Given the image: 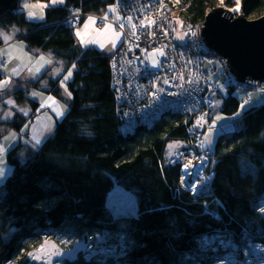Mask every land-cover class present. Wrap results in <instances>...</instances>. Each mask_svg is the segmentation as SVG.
<instances>
[{
	"label": "trees",
	"instance_id": "1",
	"mask_svg": "<svg viewBox=\"0 0 264 264\" xmlns=\"http://www.w3.org/2000/svg\"><path fill=\"white\" fill-rule=\"evenodd\" d=\"M167 1L176 9L172 26L180 20L187 31L215 8L231 12L230 7L240 4V11L232 12L236 16L264 15V0ZM29 2L47 4L45 21L29 19L19 6L0 14V30L21 28L29 51L51 53L70 68L75 65V78L69 83L67 113L52 135L33 146L32 137L22 134L20 140L28 141L7 152L11 173L0 185V264H31L29 254L35 248L66 234L84 238L98 233L123 250L113 262L91 264H189L201 256L202 241L209 236L222 235L239 245L247 238L264 244V103L244 111L233 120L232 131L220 135L206 168L212 182L192 196L179 184L180 166L167 157L171 143L190 146L188 120L166 114L152 128L122 135L110 90L111 55L82 48L75 30L61 23L74 6L109 17L113 0ZM226 73L218 65L217 79H211L220 85ZM41 82L27 84L25 92L19 89L17 102L37 110L39 103L29 89H41ZM236 89L242 90L229 86L227 97L223 89L218 91L221 111L228 116L237 114L242 104ZM48 93L60 97L58 82H52ZM4 124L21 134L27 119L0 121V127ZM114 183L137 195L136 216L114 218L109 212L106 200Z\"/></svg>",
	"mask_w": 264,
	"mask_h": 264
},
{
	"label": "built area",
	"instance_id": "2",
	"mask_svg": "<svg viewBox=\"0 0 264 264\" xmlns=\"http://www.w3.org/2000/svg\"><path fill=\"white\" fill-rule=\"evenodd\" d=\"M113 7L116 11H110L104 20L105 16L85 14L81 6H74L61 23L77 29L85 18L92 17L98 20L99 27L113 24L119 30L122 45L110 56L109 72L120 133L126 136L139 127L152 128L166 114L184 116L189 122L190 148L173 152L170 160L181 168L182 188L194 196L200 185L212 182V175L206 171L210 152L201 142L212 125L214 95L228 84H236L246 92L245 100L250 102L253 94H264V83L236 80L228 61L203 40L205 20L188 26L184 44L178 42V29L172 26L176 9L167 0H138L136 5L113 0ZM121 23L123 29L119 27ZM157 52L163 55L159 54V65L154 68L150 55ZM218 65L227 70L220 85L211 79ZM201 117L204 119L197 125Z\"/></svg>",
	"mask_w": 264,
	"mask_h": 264
},
{
	"label": "rangeland",
	"instance_id": "3",
	"mask_svg": "<svg viewBox=\"0 0 264 264\" xmlns=\"http://www.w3.org/2000/svg\"><path fill=\"white\" fill-rule=\"evenodd\" d=\"M175 2V5L178 4L177 0H172ZM60 3L59 0L55 4ZM53 4V0H52ZM20 9L27 13L29 19L43 22L45 21V10L47 8V4L44 3H30L29 0H20L19 1ZM174 7V6H173ZM72 9V8H71ZM231 12L236 13L240 11V4H235L230 7ZM238 9V10H237ZM85 12V11H84ZM29 13H34V16H29ZM85 14H93L89 12H85ZM176 17L178 15H175ZM264 16V15H263ZM261 17V16H259ZM86 19V18H85ZM84 19V20H85ZM95 19V18H94ZM258 19V15H254L250 18V20ZM173 20V19H172ZM96 21H98L96 19ZM84 22V21H83ZM81 23V25L83 24ZM175 26L178 29V42L184 44L186 40V35L188 33L187 29L184 27V24L177 20L175 22ZM205 24V22H204ZM80 25V26H81ZM99 25V23H97ZM113 26V24H111ZM80 26L77 28L79 29ZM100 26V25H99ZM104 25H101V27ZM115 27V26H114ZM69 29V28H68ZM77 29H70V30H77ZM118 30V29H117ZM6 32L9 36L13 33H20L21 28L14 26L6 29H1L0 32ZM119 31V30H118ZM183 36V39L180 37ZM122 40L123 36L121 34ZM24 45V41H21ZM122 45V41L120 46L117 48L119 49ZM2 47H0V54H1ZM48 54V53H47ZM50 54V53H49ZM160 53L151 54L150 61L154 68H157L158 63V56ZM15 62H13L12 67L15 72L20 73L21 69L25 72L29 73L31 71V65L28 62H22V57L19 53H13ZM23 56L25 58H30L33 60H42L41 57L44 59L43 64H53L54 59L52 56L54 55H28L27 53L23 52ZM63 61V60H62ZM64 62V61H63ZM7 63L5 59L0 56V121H4L5 123H9L17 118H26L27 125L21 131V134L18 133L16 130L11 129L8 124H4L0 127V147L3 148V151H0V170H3L4 175L0 177V185H2L10 176L11 167L9 165L7 159V152L16 146L18 143L28 141L25 138L20 140V135L29 134L32 139L33 146H37L43 140L47 139L50 135H52L57 121L62 120L68 108V100L72 98L68 95L70 91L69 83L72 82L75 78V70L71 69L66 64V69L72 71V76L68 80H64L63 77L67 74L64 72L62 75V79L57 80L58 87L60 89V97L53 95L52 93H48L50 86L52 85V76L53 71L51 69L44 70L43 75L38 80L42 81V85L46 88H41L39 90L36 89H29V95L31 99L37 103H39L38 109L35 110L34 105L30 104H23L18 103L17 99L22 95L21 91L16 89L19 87V83H16V80L13 81V78L7 74ZM4 70V71H3ZM9 70V69H8ZM3 75H2V73ZM223 73L222 69H219L218 75ZM59 79V78H58ZM212 79H217L216 76H213ZM224 78H222L223 80ZM7 83H3V82ZM24 81H21V84ZM241 83V82H239ZM245 83V82H244ZM224 87L222 93H224V97H227L228 92L227 89L229 88ZM42 87V86H41ZM251 88L250 86H247ZM24 92L28 90V88H20ZM19 91V92H18ZM17 92V94H16ZM34 93H39V95H34ZM220 92H217L213 97V111H212V125L215 122L214 127L211 132L207 134L208 137L212 140V143L206 144L204 146L207 152H211L214 150L216 142L220 135L224 132L232 131L233 129V120L238 116L242 115L244 111L249 109L251 106L258 105L264 103V95L261 94H254L253 100L244 103L246 93L241 89H236L235 96L242 102L243 108L240 106L239 115L235 114L234 116H228L221 111L222 106V97H220ZM16 94V95H15ZM48 97H52V100H48ZM17 98V99H16ZM11 101V103H10ZM57 111H62L63 115H58ZM220 116L222 119L216 120V117ZM14 134V135H13ZM31 143V142H30ZM27 144V143H26ZM174 145L173 148L167 147V157L170 158L173 152L177 150H186L190 148L189 146L186 148V145L181 142L171 143ZM23 160L25 156L21 157ZM209 163V159L207 165ZM179 184L181 187V173ZM206 186V185H200ZM185 190V188H184ZM107 209L112 214L114 218L118 217H131L136 216L139 208V201L137 195L130 190H127L123 186L119 185L118 183H114L112 189L109 191L106 200ZM262 207H264V200L262 202ZM264 212V211H263ZM67 241V243H64ZM77 242H79L80 249L76 251L74 254V258H69L68 253L70 249H75L77 247ZM108 237L95 234L93 236H88L84 238H76L75 236L66 234V235H59L55 240H47L44 241L39 247L35 248L30 254V263L31 264H46V261H50V264H70V262H75L79 259L83 260V264H91L94 262H107L111 260L112 262L116 260L118 257L115 258V255L121 254L122 249H118L117 246L112 244ZM53 245H55L56 249L62 251L65 255L64 256H55L52 254L54 252ZM44 248V251L41 252L40 249ZM87 246V247H85ZM90 252H93V255H89ZM201 256L194 258L193 261L189 264H264V244L258 243L256 241H252L248 239L241 245L238 243H234L231 238H226L225 236H209L202 241L201 246ZM36 256H40V259H36ZM102 264V263H100Z\"/></svg>",
	"mask_w": 264,
	"mask_h": 264
},
{
	"label": "water",
	"instance_id": "4",
	"mask_svg": "<svg viewBox=\"0 0 264 264\" xmlns=\"http://www.w3.org/2000/svg\"><path fill=\"white\" fill-rule=\"evenodd\" d=\"M20 0H0V14L15 11ZM205 43L229 63L238 82L264 83V16L250 20L223 9H213L202 28Z\"/></svg>",
	"mask_w": 264,
	"mask_h": 264
},
{
	"label": "crops",
	"instance_id": "5",
	"mask_svg": "<svg viewBox=\"0 0 264 264\" xmlns=\"http://www.w3.org/2000/svg\"><path fill=\"white\" fill-rule=\"evenodd\" d=\"M88 17L84 20L83 24L80 26L79 29L75 30V35L77 37V40L82 48H95L107 55H112L113 52L117 50V48L120 46L122 37L119 36V40L116 42L115 47H113L112 41L115 39V33H120L114 26L111 24H107L110 27L105 29V25L102 27H99L97 25L96 19L92 18L91 20ZM94 21V22H93ZM87 25V27L85 26ZM77 32L80 33V35H77ZM121 34V33H120ZM5 36L10 37V39L5 40ZM22 33H16V35L13 33L11 36H9L6 32H0V40L4 44L2 46L1 54L0 56L6 60L7 63V74L10 75L13 78V81L16 80V83H19V87H16L13 91L20 88H26L27 84L31 82H37L38 79L43 75L44 70L51 69L53 71L52 76V82H55L57 80L62 79V75L64 72H68L66 69V64L61 59L57 58L56 56H52L54 59L53 64H43L42 60H33L30 58H25L23 56V52L27 53L28 55H53V54H47L39 51H29L27 48V45L25 42L24 45L22 44L21 39ZM83 40V43H82ZM88 41H98L97 43H88ZM103 45V47H101ZM13 53H19V55L22 57V62H28L31 65V71L29 73L25 72L23 69H21L20 73H17L14 71L12 64L17 59H15ZM9 69V70H8ZM74 70V68H71ZM4 71V70H3ZM2 73V71H1ZM3 75V73H2ZM59 78V79H58ZM21 81H24L21 84ZM41 88H46L42 85L41 82ZM51 87V86H50ZM38 102V101H37Z\"/></svg>",
	"mask_w": 264,
	"mask_h": 264
},
{
	"label": "snow or ice",
	"instance_id": "6",
	"mask_svg": "<svg viewBox=\"0 0 264 264\" xmlns=\"http://www.w3.org/2000/svg\"><path fill=\"white\" fill-rule=\"evenodd\" d=\"M57 2V0H53V3H56ZM59 2H63V0H59ZM238 10V9H237ZM110 11H113V12H115L116 11V8L115 7H113V8H111L110 9ZM29 16H34V13H29ZM107 15H105V17L103 18L104 20H107ZM90 20L92 19V18H89ZM129 19V23H131V17H129L128 18ZM94 22V21H93ZM153 23H154V21H153ZM86 27H87V25H85ZM110 26L109 25H105V29H107V28H109ZM119 27L121 28V29H123L124 28V25L121 23L120 25H119ZM133 28H135V25H133ZM195 33H193V35H194ZM77 35H80V33L79 32H77ZM115 35V39L112 41V44H113V47H115V44H116V42L119 40V36L121 35L120 33H115L114 34ZM5 38V40H7V39H10V37H8V36H5L4 37ZM184 37L183 36H181L180 37V39H183ZM98 41H88V43H97ZM82 43H83V40H82ZM101 47H103V45H101ZM159 51V50H158ZM160 54L161 55H163V52H160ZM41 59L43 60L44 58L43 57H41ZM49 63H50V61H49ZM72 67L73 68H75V65H72ZM72 76V71L71 70H69L68 72H67V74L63 77V79L66 81V80H68L70 77ZM168 81L166 80L165 81V83H167ZM3 83H7L6 81L5 82H3ZM162 91V90H161ZM34 95H39V93H34ZM68 95L69 96H71V92H68ZM53 98L52 97H48V100H52ZM10 103H11V101H10ZM244 103L246 104V103H248V101H244ZM241 107L243 108V105H241ZM57 114L58 115H63V112L62 111H57ZM237 115H239V113H237ZM203 117H201L200 118V121H197V125H200L201 124V121H203ZM220 119H222L220 116H217L216 117V120H220ZM214 124H215V122H213V125H210L209 126V132H211L212 131V129H213V127H214ZM14 135V134H13ZM212 143V140L210 139V137H208V136H206L205 138H204V140L201 142V146L203 147V146H205L206 144H211ZM170 149L171 148H173L174 147V145H172V144H170L169 146H168ZM0 151H3V148L2 147H0ZM188 167V165H185V168H187ZM4 175V172H3V170H0V177H2ZM261 211H264V207H262L261 208ZM64 243H67V241H64ZM53 247V249H54V252L52 253V254H54L55 256H64L65 254L62 252V251H60L59 249H56L55 248V245H53L52 246ZM85 247H87V246H85ZM79 249H80V245H79V242H77V247L75 248V249H70L69 250V253H68V257L71 259V258H74V254H75V252L76 251H79ZM40 251L41 252H43L44 251V248H43V246H42V248L40 249ZM94 253L93 252H90L89 253V255H93ZM31 255V254H30ZM36 259H40L41 257L40 256H36L35 257ZM46 264H50V261H46Z\"/></svg>",
	"mask_w": 264,
	"mask_h": 264
},
{
	"label": "bare ground",
	"instance_id": "7",
	"mask_svg": "<svg viewBox=\"0 0 264 264\" xmlns=\"http://www.w3.org/2000/svg\"><path fill=\"white\" fill-rule=\"evenodd\" d=\"M21 39H22V36H21ZM3 45H4V44L2 43L0 47H2ZM113 53H114V52H113ZM113 53H112V54H113ZM59 82H60V81H58V83H59ZM115 110H116V107H115Z\"/></svg>",
	"mask_w": 264,
	"mask_h": 264
}]
</instances>
